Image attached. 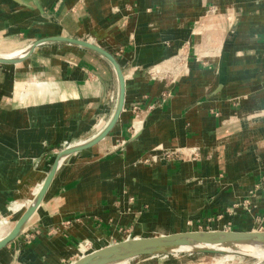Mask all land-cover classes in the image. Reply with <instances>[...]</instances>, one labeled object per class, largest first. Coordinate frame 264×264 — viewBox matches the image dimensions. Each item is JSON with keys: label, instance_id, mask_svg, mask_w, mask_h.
I'll use <instances>...</instances> for the list:
<instances>
[{"label": "crops", "instance_id": "crops-1", "mask_svg": "<svg viewBox=\"0 0 264 264\" xmlns=\"http://www.w3.org/2000/svg\"><path fill=\"white\" fill-rule=\"evenodd\" d=\"M53 36L115 56L124 109L60 162L0 264H65L85 238L264 219V0H0L1 55ZM118 93L113 65L77 44L0 63V213L27 204L63 149L108 124Z\"/></svg>", "mask_w": 264, "mask_h": 264}, {"label": "water", "instance_id": "water-1", "mask_svg": "<svg viewBox=\"0 0 264 264\" xmlns=\"http://www.w3.org/2000/svg\"><path fill=\"white\" fill-rule=\"evenodd\" d=\"M56 40L77 44L94 50L113 65L119 81V93L116 109L108 124L93 138L88 141L69 146L58 154L51 171L46 177L39 192L33 198L32 204H29V206L23 211L11 230L4 237L0 238V249L6 247L25 230L27 223L42 203L59 167L60 160L65 159L74 152L91 147L102 140L112 130L124 109L126 79L118 60L113 54L88 40L66 36L42 38L34 41L24 56L18 58L0 57V63H19L27 58L38 45ZM143 129L144 126H142V128L138 130L134 136L140 134ZM189 245H201L202 248H192L193 250L182 251V247ZM256 250H264V230L189 229L155 234L151 236H135L125 238L123 240L113 242L108 247L92 253L84 254V252H82L80 254H76V256L68 260L65 264H91L94 261L100 260L112 262L114 260L120 261L122 259L134 258L139 255H168L179 252L238 254L264 259V257L254 254Z\"/></svg>", "mask_w": 264, "mask_h": 264}, {"label": "rangeland", "instance_id": "rangeland-1", "mask_svg": "<svg viewBox=\"0 0 264 264\" xmlns=\"http://www.w3.org/2000/svg\"><path fill=\"white\" fill-rule=\"evenodd\" d=\"M6 48V46H0V54L2 53H9V51L3 49ZM114 98V97H113ZM115 99V98H114ZM39 187H37L34 191H36ZM263 189V187H261ZM259 188H256L255 191L260 192ZM252 192V191H249ZM259 194V193H258ZM29 200H33V196L31 199L27 200V204H23L22 208H19V212H13V210H10L8 213H0V237L8 233V231L11 230L14 224V217L19 216L25 209L23 207H26L28 205ZM251 204L249 207L252 210L254 207L253 201H248ZM245 204V203H243ZM236 206V204H235ZM234 207L231 208V210H235ZM13 213V214H12ZM235 216H238V214H232ZM262 217V216H260ZM5 218V219H3ZM200 226V225H199ZM195 226L196 229H225V230H239L240 228H249L251 229H258V230H264V219L259 218V216H255V219L253 223L245 225L244 223H236L234 221H226V223L223 221L219 225H213L211 228ZM37 235L36 231L30 230L26 238L28 241L34 239ZM125 239V238H124ZM123 240V239H122ZM97 241L96 247L92 249V246L90 245L93 240L89 238L83 239L78 244V250L77 254L82 253V251L85 250V254L95 252L98 250V245H102L103 248L108 247L109 245L106 244L102 240H94ZM119 241V240H116ZM115 240H109L108 242L113 243L116 242ZM89 250V252L87 250ZM12 251L13 249H9ZM14 251V250H13ZM128 264H264V259H259L256 257H250V256H243L238 254H212V253H199V252H179V253H172L168 255L159 254V255H139L134 258H130L128 260Z\"/></svg>", "mask_w": 264, "mask_h": 264}, {"label": "bare ground", "instance_id": "bare-ground-1", "mask_svg": "<svg viewBox=\"0 0 264 264\" xmlns=\"http://www.w3.org/2000/svg\"><path fill=\"white\" fill-rule=\"evenodd\" d=\"M29 47H30V45L28 46V47H26V48H24V49H22L21 51L19 50V51H15V52H12L11 54H8V55H1L0 54V57H13V58H18V57H21V56H24L25 54H26V52L29 50ZM63 160V159H62ZM62 160H60V162L62 161ZM60 162H59V165H60ZM40 188H41V186L35 191V194L34 195H36L38 192H39V190H40ZM35 196H33V198H34ZM29 199H31V198H29ZM32 201L33 200H29V204H32ZM18 203V202H17ZM17 203L15 204V206H14V209H15V211H16V205H17ZM29 204L27 205V207L29 206ZM22 205V204H21ZM20 205V206H21ZM41 205V204H40ZM26 207V208H27ZM39 208V207H38ZM14 211V210H13ZM19 212V211H18ZM13 214V213H12ZM91 246H92V249L94 248V247H96V245H97V241H93L91 244H90ZM98 247V250H100V249H103V247H102V245H98L97 246ZM195 249V248H202V246L201 245H189V246H185V247H182L181 249H182V251H189V250H193V249ZM87 250V249H86ZM88 252H89V250H87ZM254 254L255 255H260V256H262V257H264V250H256L255 252H254ZM128 260L129 259H122V260H120V261H116V260H114V261H112V262H106V261H102V260H100V261H94L93 262V264H128Z\"/></svg>", "mask_w": 264, "mask_h": 264}, {"label": "built area", "instance_id": "built-area-1", "mask_svg": "<svg viewBox=\"0 0 264 264\" xmlns=\"http://www.w3.org/2000/svg\"><path fill=\"white\" fill-rule=\"evenodd\" d=\"M137 131H138V130H136V132H137ZM136 132H135V133H136ZM190 155H192L194 158H197L198 154H196V149H191V151H190ZM15 204H16V203H14V205H12V206L10 207V210H14L13 212H18V209H16V211H15V209H14ZM3 219H5V218H3Z\"/></svg>", "mask_w": 264, "mask_h": 264}]
</instances>
